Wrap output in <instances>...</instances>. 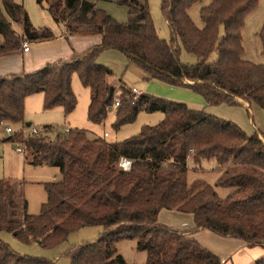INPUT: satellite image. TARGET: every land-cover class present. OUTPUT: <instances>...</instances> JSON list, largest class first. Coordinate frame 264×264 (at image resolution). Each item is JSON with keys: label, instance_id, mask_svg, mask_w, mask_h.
<instances>
[{"label": "trees", "instance_id": "16d2710c", "mask_svg": "<svg viewBox=\"0 0 264 264\" xmlns=\"http://www.w3.org/2000/svg\"><path fill=\"white\" fill-rule=\"evenodd\" d=\"M128 7V21L118 22L91 0H38L46 3L68 36H99L100 42L68 60L50 63L32 72L0 77V129L6 124L26 127L25 99L43 92V108L62 107L70 114L77 98L72 78L77 74L91 90L89 119L102 123L115 111V128L133 122L143 110L161 111L164 119L145 125L135 136L119 142L92 138L86 130L52 136L46 125L39 135L22 130L7 140L30 153L33 165H53L60 180L44 183L47 201L39 214L28 213L23 184L0 179V231L24 243L50 248L75 231L100 225L104 232L93 242L69 252L70 264H118L117 243L135 239L147 252L146 264H221V258L191 234L159 221L161 210L191 214L196 227H207L260 245L264 242V140L247 134L233 121L194 109L185 102L149 93L136 95L124 82L113 85V71L97 61L104 49H117L139 65L146 79L184 85L201 94L206 105L241 106L247 100L264 110V64L243 58L242 30L259 0H213L200 10L198 27L189 9L200 0H162L170 39L159 36L148 0H114ZM0 11V57L24 50L25 42L54 38L48 28H35L23 4L3 0ZM13 22L22 25L18 34ZM264 55V24L259 32ZM183 50L201 58L181 60ZM218 59L209 62L212 54ZM189 82H186V81ZM120 92V95L118 94ZM116 101L120 105L114 108ZM8 127V126H7ZM6 127V128H7ZM23 149V148H22ZM121 158L131 168L119 166ZM215 159L221 174L215 185L202 179L188 181V160ZM215 186L229 188L221 197ZM0 264H51L46 258L18 254L0 238ZM264 264V255L255 261Z\"/></svg>", "mask_w": 264, "mask_h": 264}, {"label": "rangeland", "instance_id": "374dc122", "mask_svg": "<svg viewBox=\"0 0 264 264\" xmlns=\"http://www.w3.org/2000/svg\"><path fill=\"white\" fill-rule=\"evenodd\" d=\"M23 4L28 12L30 20L35 28H50L54 33V38L47 40L48 46L67 45L71 48L83 50L86 41L90 36H66L65 26L54 20L46 3L41 5L38 0H14ZM96 7L105 10L113 16L118 22L126 23L128 21V7L120 5L114 0H91ZM213 0H200L189 9V15L194 23L202 28L204 23L200 16V10L209 5ZM162 0H148L151 15L153 17L158 34L163 39H170L171 31L164 13L161 8ZM0 11L5 15L3 0H0ZM264 24V0H259L255 9L246 17L245 26L242 30L244 53L243 58L257 64H264V55L262 53V43L259 32ZM13 28L18 34H22V25L13 22ZM79 37V38H75ZM99 37V36H97ZM75 39V40H74ZM3 35L0 33V43L3 42ZM76 41V42H72ZM32 48V54L37 48L35 41L27 42ZM82 43H84L82 45ZM81 47V48H79ZM56 49H49L45 55H53ZM17 55V54H16ZM218 59L216 53L212 54L209 62H215ZM181 60L184 63H196L201 58L195 53L183 50ZM97 61L110 68L113 75L110 82L118 86L121 82L126 83L131 88H138L144 93H149L157 97H162L172 101L185 102L194 109H204L205 112L230 120L238 124L247 134L251 135L260 129L264 133V110L258 106H253L252 112H248L246 107L233 106L227 103L219 105H206L203 96L195 92L192 88L184 85H172L157 79H146L144 70L121 51L117 49L102 50ZM186 82H189L188 80ZM72 88L77 98L75 109L66 114L62 107H55L49 110L43 108L44 93L38 92L27 96L25 99V120L31 122V126L38 128L43 132L46 125L54 126V131L49 132L52 136L64 133L67 128H78L86 130L92 138H102L106 142H119L129 137L137 135L145 125H156L164 119V113L161 111L148 112L143 110L137 118L130 123H126L119 129L115 128L116 114L112 111L106 120L102 123H96L89 119L88 112L91 102V90L85 86L79 76L75 74L72 78ZM120 95V92L118 93ZM140 95V94H139ZM114 108L115 104H114ZM13 129V132L6 131V127L0 129V179H11L13 182L23 186L24 196L28 202V213L39 214L42 204L47 201L48 195L44 183L60 180L62 178L60 169L53 165H33L30 162L31 153L18 142L8 141L7 138L21 130V124H6ZM33 128V127H32ZM32 128L26 130V136L32 133ZM106 133V135H105ZM259 134V133H258ZM3 138H6L4 141ZM22 147L23 152H18L17 148ZM188 181L189 183L202 179L211 185H215L221 174V170L215 159L202 160L195 162L188 160ZM216 191L221 197L226 196L229 188L215 186ZM228 192V193H227ZM162 216L160 222L166 224L170 220L168 215L183 214L175 210H161ZM183 214L181 216L187 217ZM168 227L173 228L166 224ZM104 232V227L100 225L86 226L73 232L68 239L54 247L46 248L38 242L24 243L16 238L12 233L0 231V238L8 243L13 250L21 255L46 258L51 264H70L69 252L85 243L93 242ZM117 254L121 255L125 262L118 264H146L147 252L138 249L135 239H124L117 243ZM254 264V263H253Z\"/></svg>", "mask_w": 264, "mask_h": 264}, {"label": "crops", "instance_id": "0c3cea01", "mask_svg": "<svg viewBox=\"0 0 264 264\" xmlns=\"http://www.w3.org/2000/svg\"><path fill=\"white\" fill-rule=\"evenodd\" d=\"M99 42L100 37L90 36L88 38V42L86 41L87 44H85V46H81L83 47V50L80 51V49L75 48L72 44H70L71 48H66L67 45L65 44L63 45L64 47L52 45L48 46L47 41H37L35 42V44H37V48L33 54V50L29 46V51L23 50L17 55L0 57V77L9 76L12 74H20L22 72L36 71L40 68H43L47 64L61 60H68L74 53H82L90 46L98 44ZM83 44L84 43H82V45ZM49 49H56L57 51L53 55H45L46 51L48 52ZM139 91L144 93L141 90ZM237 99L241 102V106L246 107L248 112H252V108L247 100L241 97H238ZM31 125H28V122H26V127H21V130L25 135L28 128L31 129L32 127H35ZM5 129L7 131V128ZM256 132L259 133L261 138L264 140V133L260 131V129H256ZM5 139L6 138H3L2 140L4 141ZM161 212L162 211L159 213V218L162 216ZM181 215L183 214L178 215L179 217H176L175 214L168 215L170 220H168V222L166 221V224L173 227L172 229L191 234V236L196 238L200 244L218 254L221 258V264H255V261L264 255V242L260 245L251 246L242 239L235 238L230 235L219 234L212 231L211 229H208L207 227H196L194 218L191 214L186 215L187 217H183Z\"/></svg>", "mask_w": 264, "mask_h": 264}, {"label": "built area", "instance_id": "2783aa9c", "mask_svg": "<svg viewBox=\"0 0 264 264\" xmlns=\"http://www.w3.org/2000/svg\"><path fill=\"white\" fill-rule=\"evenodd\" d=\"M29 49H30L29 44L27 42H25L24 43V51H29ZM133 92L136 95L141 94V92L137 88H134ZM119 105H120V101H116L115 102V107H118ZM7 131L8 132H12L13 129L11 127H7ZM65 132H69V128H67ZM39 133H40V131L38 130V128H36V127L32 128V133L31 134L39 135ZM17 150L19 152L23 151L22 147H18ZM131 164H132L131 160H129L127 158H121L120 161H119V166L121 168H123L124 170H129L131 168Z\"/></svg>", "mask_w": 264, "mask_h": 264}, {"label": "water", "instance_id": "95a60500", "mask_svg": "<svg viewBox=\"0 0 264 264\" xmlns=\"http://www.w3.org/2000/svg\"><path fill=\"white\" fill-rule=\"evenodd\" d=\"M28 125H31V123H30V122H28Z\"/></svg>", "mask_w": 264, "mask_h": 264}]
</instances>
